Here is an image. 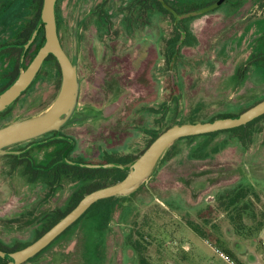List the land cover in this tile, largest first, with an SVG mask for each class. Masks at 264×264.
I'll use <instances>...</instances> for the list:
<instances>
[{
	"label": "rangeland",
	"instance_id": "374dc122",
	"mask_svg": "<svg viewBox=\"0 0 264 264\" xmlns=\"http://www.w3.org/2000/svg\"><path fill=\"white\" fill-rule=\"evenodd\" d=\"M166 1L175 17L134 0H59V38L77 71L75 105L58 130L5 150L59 132L76 141L71 159H138L171 127L264 101V0ZM37 13L35 0H0V92L21 63L18 35ZM177 30L183 36L173 46ZM33 58L34 50L26 67ZM62 81L57 59L45 62L0 114V130L45 115ZM232 130L179 139L137 188L111 201L109 219L92 208L25 264H227L208 243L242 261L235 248L256 236L241 232L264 223V119L246 146ZM52 146L29 152L36 167L66 149ZM20 160L0 156V244L8 248L33 243L76 192L97 183L64 178L51 187L52 179L31 180L35 168L28 173ZM241 189L248 193L231 206ZM245 203L241 223L233 217Z\"/></svg>",
	"mask_w": 264,
	"mask_h": 264
},
{
	"label": "water",
	"instance_id": "95a60500",
	"mask_svg": "<svg viewBox=\"0 0 264 264\" xmlns=\"http://www.w3.org/2000/svg\"><path fill=\"white\" fill-rule=\"evenodd\" d=\"M59 0H43L41 20L31 39L21 46L24 49L20 63L18 78L6 90L0 93V114L17 102L35 81L43 64L50 55H53L61 68L63 81L59 97L53 107L43 116L13 127L0 130V156L18 155L21 152L7 151L10 145L36 138L44 133L60 128L75 105L77 97V71L66 52L64 51L57 28V4ZM45 31V43L36 57L25 67L26 54L38 38L41 28ZM264 115V101L235 117H225L209 122L180 124L160 134L148 149L130 166L117 163L90 164L71 161L66 162L75 166L90 169L120 168L128 171L121 182L103 187L87 194L79 204L62 218L39 239L18 251L9 252L0 250V257L7 260V264H25L44 251L63 232L76 223L95 203L112 198L125 196L137 188L153 171L166 150L182 138L194 137L220 131L231 130L245 126ZM50 140L38 143L44 144ZM74 143V141H72Z\"/></svg>",
	"mask_w": 264,
	"mask_h": 264
},
{
	"label": "trees",
	"instance_id": "16d2710c",
	"mask_svg": "<svg viewBox=\"0 0 264 264\" xmlns=\"http://www.w3.org/2000/svg\"><path fill=\"white\" fill-rule=\"evenodd\" d=\"M35 2H36L37 7H38L37 16H36L34 22L27 25V27H25L24 30L18 35V39L15 43V45L17 47L21 48L20 49L21 51H23L21 46L26 44L31 39L33 32L36 30V28L39 25L40 20H41V10H42V5H43V0H35ZM154 9L159 11L160 13H164L168 16L175 17V14H178L177 11L174 8H172L170 5H169L168 10H166L163 8L162 3L160 1H156V0H154ZM42 33L44 35L42 36L40 43L35 47V45L38 43L39 38H40ZM182 36L183 35H182L181 31L177 30L176 31V37L174 39H172L170 41V43L173 46H177L180 43V41L182 40ZM44 43H45V31H44V28L42 27L40 32H39L38 38L36 39L35 43L30 47V49L28 50V52L26 54L25 62H26L27 58L29 57V54L33 50H34V58H35L36 55L38 54V52L40 51V49L43 47ZM52 59L56 60V58L53 55H50L48 57V59L46 60V62L50 61ZM25 67H26V65H25ZM18 71H19V65L17 67V73H18ZM17 73H16V75H17ZM12 82H13V79L11 80L10 84ZM10 84H8V85H10ZM235 116H237V115H232V114L220 115V116H218L212 120L225 118V117H235ZM262 119H264V115L259 117L256 120L252 121L251 123L245 125V126L235 128L232 130V131H235L237 133L239 140L242 142V144L244 146H246L251 139L252 129H253L254 125H256L258 122H260ZM194 123H196V122H194ZM218 133H220V132H218ZM212 134L214 135L217 133H212ZM158 136L159 135L154 136L152 143L154 142V140ZM135 160H137V158L133 159V157H129V156L128 157L127 156L119 157L117 159H114L112 156H110V157H108V159L106 160L105 163H117V164L124 165L125 167H128L131 164H133L135 162ZM52 165H56L57 167L54 170H51L50 168ZM26 171L29 173V167H27ZM33 171H34V176L31 180L38 181L40 179H49V180L52 179V181L50 182L51 187H54L56 183L60 182L64 178H74V179H78L79 181H86V182H90V181L97 182V183H94L88 187H84L83 189L76 192L74 194V196L72 197V202L69 205L68 209L64 212L58 211V212L54 213L52 218L49 220L48 224L45 226V228L41 232L38 233L36 240L39 239L48 230H50L54 225H56L70 211H72L87 194H89L95 190L101 189L103 187H107L110 185L117 184V183L121 182L122 180H124L128 174L127 170L120 169V168L90 169V168H83V167H79V166L69 165L63 161L62 152L59 153L58 157L56 159H54L48 167H46L44 169H40V170H33ZM247 193H248V191L246 192L244 189H241L231 199L230 205L231 206H238L237 204L242 202L244 196ZM118 198H120V197H112V198L101 200V201L95 203L89 210H91L94 207H98L97 213L99 214V216H101V218L104 220L109 219L111 217L112 211H113L112 206H111V201L114 199L117 200ZM102 206H104V207L101 208ZM248 208L249 207L246 205V203L243 205V207H239V211L237 213V216L233 217V219L238 218L241 221V219H243L242 214L244 213V211L248 210ZM251 218H255V216H251ZM241 223H243V222L241 221ZM244 228H245V226L243 225V227L241 229H244ZM262 229H264V223L260 221L259 225L249 229L248 231L241 232V235L247 239H250V238L255 237L257 235V233L259 231H261ZM30 244L31 243H26L23 245H18L14 248H8V247L2 246L0 244V250L14 252V251H18L20 249H23ZM234 260L236 261L237 259H234ZM236 262H237V264H241L238 261H236ZM7 263H8L7 260L0 257V264H7Z\"/></svg>",
	"mask_w": 264,
	"mask_h": 264
},
{
	"label": "flooded vegetation",
	"instance_id": "af4514ba",
	"mask_svg": "<svg viewBox=\"0 0 264 264\" xmlns=\"http://www.w3.org/2000/svg\"><path fill=\"white\" fill-rule=\"evenodd\" d=\"M134 1H136L137 3H139L141 5H144L145 4V8L147 10L148 9L155 10L154 9V0H134ZM156 1H160L162 3V5H163V8L166 9V10H168L169 4H168V2L166 0H156ZM58 4H59V1H58ZM58 4H57V9H58ZM162 14L165 15V16H168V15H166L164 13H162ZM56 16H57V28H58V33H59V19H58V15H57V10H56ZM16 73H17V68L13 71V74L11 76L10 81L13 79V82H15V80L18 78V76L20 74V65H19V71H18L17 75H16ZM9 86H11V85H9ZM9 86H7L4 90H6ZM47 140H50V141L47 142V143H44V144H38V143H41V142H44V141H47ZM72 141H74V143ZM52 143L54 144V146H52L53 148H51V147L50 148L51 149H55V150H52L53 153L54 152H58L60 150V148H61L62 145L66 146V149L62 153V157H63V161L64 162H66V159H65V156L64 155H65L66 151L70 149L69 152H68V154H67V158L69 160L75 161V162H81V163H90V162H86V161H83V160H80V159H76V160L75 159H71L70 158V154L72 153V151L76 147V141L71 136L65 135V134L64 135H61V133H59V132H56L53 136H51V137H49L47 139H44L42 141H34L31 145H29L28 147L22 148V149H18V150L7 149V151H17V152H21V153L18 154V155H5V156H13V157H16V158H20L21 159L20 160L21 164L24 165V166H26V169H27V167H31V166L34 167L35 170L44 169V168L48 167L50 165V163L54 159H56L58 157L59 153H56V154L54 153V155L56 157H53L52 156V158L50 159V162L47 164V166H45V167H36L35 166L36 163L34 164V161L32 160V158H30L29 152L33 148H35V147H40V146H43V145L44 146L45 145H52ZM48 155H49L48 157H50L51 154L48 153ZM67 164H69V163H67ZM90 164H93V163H90ZM69 165H72V164H69ZM56 167H57L56 165H52L50 169L51 170H54Z\"/></svg>",
	"mask_w": 264,
	"mask_h": 264
},
{
	"label": "crops",
	"instance_id": "0c3cea01",
	"mask_svg": "<svg viewBox=\"0 0 264 264\" xmlns=\"http://www.w3.org/2000/svg\"><path fill=\"white\" fill-rule=\"evenodd\" d=\"M235 251L239 255V260L241 258L242 264H264V229L257 233L255 239L246 241V243L235 248Z\"/></svg>",
	"mask_w": 264,
	"mask_h": 264
},
{
	"label": "built area",
	"instance_id": "2783aa9c",
	"mask_svg": "<svg viewBox=\"0 0 264 264\" xmlns=\"http://www.w3.org/2000/svg\"><path fill=\"white\" fill-rule=\"evenodd\" d=\"M212 249L215 251L217 255H219L227 264H237V262L231 258L229 255H227L222 249H220L218 246L208 243Z\"/></svg>",
	"mask_w": 264,
	"mask_h": 264
}]
</instances>
